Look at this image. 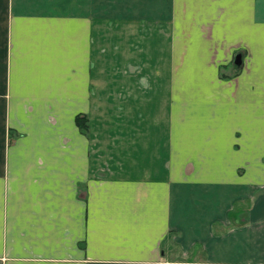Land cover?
I'll use <instances>...</instances> for the list:
<instances>
[{"label":"crops","instance_id":"1","mask_svg":"<svg viewBox=\"0 0 264 264\" xmlns=\"http://www.w3.org/2000/svg\"><path fill=\"white\" fill-rule=\"evenodd\" d=\"M0 264H264V0H0Z\"/></svg>","mask_w":264,"mask_h":264},{"label":"rangeland","instance_id":"2","mask_svg":"<svg viewBox=\"0 0 264 264\" xmlns=\"http://www.w3.org/2000/svg\"><path fill=\"white\" fill-rule=\"evenodd\" d=\"M212 29H203L201 34H204L205 36H211L212 35ZM192 29H190V33L188 34H192ZM199 34V32H198ZM201 46V51L202 48L206 51V58L208 59V61H212L213 62V57L215 58H219L220 54L223 58V60L228 59L229 56V45L228 44H223V45H217V44H206V45H200ZM176 47V52H177V57H178V64H177V70H179V68H181V61L182 59H184L183 56V52L187 53L188 50V45L187 44H175ZM182 58V59H181ZM184 61V60H183ZM182 61V63H183ZM182 69V68H181ZM222 77H227L228 74L230 73V68H226L225 70L222 71ZM175 247V254L174 259L175 260H198V259H202L203 257H205L204 252H202L203 250H200L199 247H196L195 249L189 251L187 254L181 250V247L179 246H174ZM198 250V251H197Z\"/></svg>","mask_w":264,"mask_h":264},{"label":"trees","instance_id":"3","mask_svg":"<svg viewBox=\"0 0 264 264\" xmlns=\"http://www.w3.org/2000/svg\"><path fill=\"white\" fill-rule=\"evenodd\" d=\"M77 125L81 132L86 136H89V118L87 115H79L76 118Z\"/></svg>","mask_w":264,"mask_h":264}]
</instances>
